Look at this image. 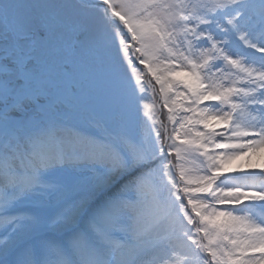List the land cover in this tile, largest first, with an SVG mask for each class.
<instances>
[{
  "label": "snow or ice",
  "instance_id": "obj_1",
  "mask_svg": "<svg viewBox=\"0 0 264 264\" xmlns=\"http://www.w3.org/2000/svg\"><path fill=\"white\" fill-rule=\"evenodd\" d=\"M261 152L264 0H0V264H264Z\"/></svg>",
  "mask_w": 264,
  "mask_h": 264
},
{
  "label": "bare ground",
  "instance_id": "obj_2",
  "mask_svg": "<svg viewBox=\"0 0 264 264\" xmlns=\"http://www.w3.org/2000/svg\"><path fill=\"white\" fill-rule=\"evenodd\" d=\"M240 165L244 168L250 167V166H258V165H264V154H254L251 156V158L243 159Z\"/></svg>",
  "mask_w": 264,
  "mask_h": 264
},
{
  "label": "rangeland",
  "instance_id": "obj_3",
  "mask_svg": "<svg viewBox=\"0 0 264 264\" xmlns=\"http://www.w3.org/2000/svg\"><path fill=\"white\" fill-rule=\"evenodd\" d=\"M154 82V81H153ZM155 83V82H154ZM157 87V90H158V85L156 86ZM261 155V154H264V152H261V153H258V155ZM248 157H243V158H241V159H238V160H235V161H233L232 162V164H231V167H233V168H236V167H242L241 165H240V163L242 162V160L243 159H247Z\"/></svg>",
  "mask_w": 264,
  "mask_h": 264
}]
</instances>
